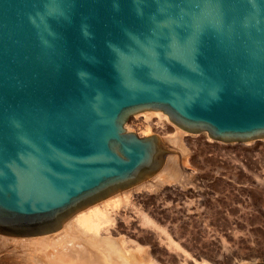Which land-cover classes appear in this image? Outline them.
Instances as JSON below:
<instances>
[{"label": "water", "instance_id": "water-1", "mask_svg": "<svg viewBox=\"0 0 264 264\" xmlns=\"http://www.w3.org/2000/svg\"><path fill=\"white\" fill-rule=\"evenodd\" d=\"M144 110L264 137V0H0V233L55 232L157 171L159 137L125 128Z\"/></svg>", "mask_w": 264, "mask_h": 264}, {"label": "rangeland", "instance_id": "rangeland-1", "mask_svg": "<svg viewBox=\"0 0 264 264\" xmlns=\"http://www.w3.org/2000/svg\"><path fill=\"white\" fill-rule=\"evenodd\" d=\"M132 121L133 117L127 124H131L134 131ZM182 143L186 144L188 154L182 157L181 162L188 170L182 169L173 186L169 185L173 181L170 179L165 186L143 191L151 196L159 193V196L165 197L166 203H160L164 204L165 213L157 214L154 201L144 203L133 196L130 201L124 200L110 211L114 219L118 218L109 223L110 228L115 229L120 224L118 216L123 213H128L132 218L124 219L122 223L134 222L141 225L139 220L142 215H134L137 210H143L157 224L168 227V234L189 254H183L182 248H170L167 232L159 230L151 247L153 263L156 264H195L194 261L203 259L205 264H232L234 261L233 264L238 261L242 264L264 263L263 138L245 143L224 142L210 140L204 132H190L185 135ZM133 187L117 191L116 194L121 195L127 191L130 193ZM162 191L166 192L165 195ZM113 194L112 196H118ZM75 216L71 219L74 220ZM124 233L122 231L121 235ZM144 235V232H134L131 239H137L148 246V243L143 242ZM67 242H58L55 247L59 246L60 250ZM51 250L49 246H39L32 261L31 256L23 254L29 252L28 248L15 250L11 245L0 244V264H40L43 260L51 261L52 256L46 255L51 254ZM137 250L134 248V251ZM43 254L46 256L42 257ZM146 263L149 264H143Z\"/></svg>", "mask_w": 264, "mask_h": 264}, {"label": "bare ground", "instance_id": "bare-ground-1", "mask_svg": "<svg viewBox=\"0 0 264 264\" xmlns=\"http://www.w3.org/2000/svg\"><path fill=\"white\" fill-rule=\"evenodd\" d=\"M132 117H133L132 125L134 126L133 127L134 132H136L138 135L141 136L153 133L159 137L160 142L165 146L166 149L165 159L157 171H155L149 177L125 188L128 189L135 186L133 187L134 189L132 191L130 190V193H128L127 191L119 195L116 194L118 193L116 192L115 194L118 196L115 197L112 196L114 195L112 194L110 195L112 197L108 196L110 197L109 199H107L108 198L107 197L105 198L107 200L103 199L105 201L100 200L94 203L93 205H90L89 207L78 211L79 214L78 212L74 214L76 215L74 220H72L73 219L72 217L74 216L72 215L69 219H67L63 223L61 228L57 230L59 232L55 231L52 233L42 234L37 236H15V237L0 233V244L5 246L6 244L9 246L11 245L12 249L15 250L21 249L23 247L26 249L28 248L29 252L26 251L23 254L26 255V257L31 256L30 259L32 261L34 260L35 257L33 256V254L37 252L36 250L38 249L39 246L41 245L49 246L50 248H52L51 254H46V255L52 256V260L51 261L43 260L46 263L42 261L40 264H143L144 262H148L149 264L151 263L154 264L155 262L153 263L154 259H152L153 255L151 254L152 253L151 247L154 245L155 242L154 238L156 234H158L157 231L159 230L167 232L166 235H168V239H169L167 242L170 245V248L171 247L177 249L182 248L180 244L176 243L173 240V238L170 236V234H168V229H167L168 227L165 228V226L162 227L161 225L157 224V222L153 220L148 215V213L146 212L144 213L143 210L142 212L140 210H137L136 211L137 214L136 213L134 214L135 216H137L138 214H140V216L142 215L141 216L142 218L139 220L141 221V225L134 222H130V223L128 222L127 224L122 223V220L124 219L128 220L131 216L127 215L128 213H123V214L120 213L121 215L118 216L120 224H118V226L115 229L110 228L111 224L109 223H112L113 220L118 219V218L114 219L110 211L114 209V207L119 206V204L124 200L125 202L126 200L128 202V199L130 201V199L133 196L134 199L143 201L144 203H151L154 201L156 203L155 207H157L156 209V211L158 212L157 214H159V212L165 213V211L163 210L164 204H160V203L161 202L166 203L165 201L166 198L159 196V193L156 196H151L150 193H143V191L152 188L157 189L156 186H160V185L165 186L166 183H168L166 181H169L170 179L173 181L170 182L171 181L170 180L169 185L172 184L173 186V184L175 183L174 180L178 179L180 175L179 173L182 172V169H184L185 171L188 170V167L183 165V163L181 162L182 157L185 156V154H188L187 153L188 149L186 147V144L182 143V140L184 139L185 135L189 134L190 132L185 131L174 125L168 119L167 114L163 113L162 111H152V110H144L132 114L125 122V128L129 131H133L131 124L129 125L127 124ZM202 132H204V134H206V136L210 140L214 139L209 136L207 131H201L198 133H202ZM262 138L264 140V137ZM262 138H255L245 142H249L252 140L254 141ZM232 142H240V141H232ZM174 186L176 188V185ZM165 193L166 192L162 191V194L165 195ZM109 207L111 209H109ZM140 216H138V218ZM107 224H109V226H107ZM103 230L105 232H103ZM122 231L125 232L124 233L125 235L124 234L121 235ZM134 232L136 233L144 232L145 235L142 237V239L144 243L146 244L148 243V246H145L144 244L139 242V240L137 241V239L136 240L131 239V237L134 236ZM64 241L65 242L68 241V242L67 244L62 243L64 245L61 246L63 247L62 249L59 250L58 249L59 246L58 248L55 247L57 246L58 242H64ZM134 248H137L138 250L134 251ZM6 249L9 248L7 247ZM182 250H183L182 251L183 254L184 252L188 253L184 250V248H182ZM46 255L43 254L42 257ZM194 262L195 264H205L204 259L201 261L196 260ZM235 264H242V262L238 261V263Z\"/></svg>", "mask_w": 264, "mask_h": 264}]
</instances>
